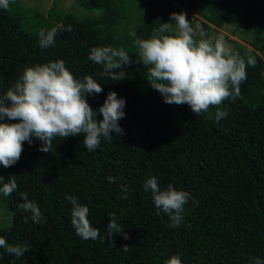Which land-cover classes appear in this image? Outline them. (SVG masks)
I'll use <instances>...</instances> for the list:
<instances>
[{
	"label": "trees",
	"instance_id": "16d2710c",
	"mask_svg": "<svg viewBox=\"0 0 264 264\" xmlns=\"http://www.w3.org/2000/svg\"><path fill=\"white\" fill-rule=\"evenodd\" d=\"M134 1L146 10L139 12V22L129 21L134 9L117 0H75L84 11L97 10L87 19L93 25L76 10L51 9L46 16L23 8L19 0L0 8V97L25 68L61 60L76 79L90 75L101 85L102 93L87 97L94 110L110 91L125 100L119 120L124 135L111 133L112 142L102 138L99 148L87 151L81 133L57 138L53 151L44 153L33 138L31 145L23 142L15 165H0L5 182L12 175L18 184L10 196L0 193V207L11 216L10 223L0 224V236L29 248L20 258L0 248V264H165L173 255L182 264L264 261V0ZM173 12L186 13L204 38L234 26L227 32L240 42L227 36L231 50L245 62L249 56L256 60L246 69L239 96L196 116L186 104L164 103L151 87L147 67L136 62L134 41L150 38L161 23L171 22ZM54 28V46L41 47L39 33ZM133 31L136 35H129ZM104 46L129 53L133 63L121 69L125 79L102 77V65L89 60L91 48ZM217 111L227 113L218 122ZM153 176L161 190L172 184L189 193L177 227L155 207L151 190H144ZM21 194L39 206L44 217L39 224L18 209L25 202ZM66 196L88 207L87 218L100 233L95 241L75 233ZM113 212L129 239L119 233L109 237Z\"/></svg>",
	"mask_w": 264,
	"mask_h": 264
},
{
	"label": "clouds",
	"instance_id": "9594fccd",
	"mask_svg": "<svg viewBox=\"0 0 264 264\" xmlns=\"http://www.w3.org/2000/svg\"><path fill=\"white\" fill-rule=\"evenodd\" d=\"M10 0H0V8L8 9ZM168 23H161L154 29L150 38H136L138 49L137 63L147 67L149 84L159 92L166 104H186L196 116L207 112L210 106H219L230 96L240 95V85L247 79L246 69L255 66L256 60L249 56L247 62L225 47L222 40L196 39V31L186 18V13L173 12ZM173 24L175 27H173ZM71 31V27L67 29ZM57 29L39 33V44L43 48L54 46ZM135 36V32L129 33ZM89 60L102 65L101 76L113 81L126 78L121 71L133 61L124 49L111 46L93 47ZM118 70V71H113ZM103 89L92 76L76 79L66 68L64 61L57 60L47 64L27 67L22 71L14 86L0 97V165L9 168L15 165L22 154L23 142L32 144L33 138L41 144L39 151H53V141L85 134L83 145L87 151L100 147L101 139L112 142L111 133L124 135L119 120L125 116V100L110 91L103 104L94 110L87 102V97L100 94ZM97 114L102 119L97 120ZM227 115L217 111L214 119L218 122ZM6 121H18L8 123ZM113 181V177H109ZM125 193L126 186H121ZM18 188L14 176L5 178L0 175V193L8 197ZM144 190H151L155 207L168 216L172 227L183 223L184 206L190 198L189 193L177 190L172 184L161 190L156 177H150L144 184ZM18 209L31 213V220L39 224L44 219L36 202L27 199ZM127 198V195L123 197ZM71 203V224L75 233L83 240L95 241L99 229L92 226L88 217L87 206L77 202L74 196H66ZM28 217H25L27 220ZM109 237L127 233L116 222V213L109 214L107 225ZM113 246V245H112ZM114 247V246H113ZM0 248L9 255L20 258L29 251L25 245L9 244L0 236ZM127 251L128 246L123 245ZM165 264H182L178 255L167 259ZM249 264H264L258 257H252Z\"/></svg>",
	"mask_w": 264,
	"mask_h": 264
},
{
	"label": "rangeland",
	"instance_id": "374dc122",
	"mask_svg": "<svg viewBox=\"0 0 264 264\" xmlns=\"http://www.w3.org/2000/svg\"><path fill=\"white\" fill-rule=\"evenodd\" d=\"M20 5L23 8H27L30 9L31 11H37L39 14L42 15H48L49 11L51 9H55V10H64V11H74L76 10V12L78 14L82 15L83 20L86 23H90L91 25H93L92 23L94 22V20L90 19V21H88V17L91 15H97V10L94 11H84L81 7L78 6V4H76L75 0H19ZM118 3H124L130 6V8L134 9V17H129V21H134V22H139L141 20V17L139 15V12L144 11L143 7H139V4L136 3L134 0H117ZM138 11V12H137ZM146 11V10H145ZM144 11V12H145ZM143 12V14H144ZM138 14V16H136ZM144 16V15H143ZM233 25H229L228 29L233 28ZM244 28V27H243ZM228 29H216L215 31L209 33V37H207V39H211L213 41V43H215L216 40H222L225 44V47L231 49L232 45L230 43V41L228 40L229 38H233L236 39L237 41L240 42V40L237 39L236 36H232L229 32H227ZM240 29V28H239ZM241 30V29H240ZM253 30V29H251ZM202 31L200 30V28L197 26L196 28V33L198 35H200ZM239 35L241 36H245L243 33L238 32ZM95 35L96 38H100L101 37V33L99 31V29H95ZM228 36V37H227ZM7 209L3 206L0 207V224H8L11 221V216H9L7 214Z\"/></svg>",
	"mask_w": 264,
	"mask_h": 264
}]
</instances>
